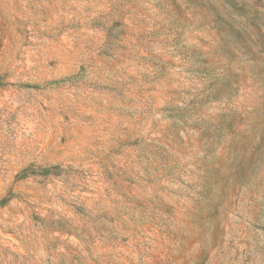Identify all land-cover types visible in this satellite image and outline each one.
<instances>
[{
  "label": "rangeland",
  "instance_id": "rangeland-1",
  "mask_svg": "<svg viewBox=\"0 0 264 264\" xmlns=\"http://www.w3.org/2000/svg\"><path fill=\"white\" fill-rule=\"evenodd\" d=\"M0 264H264V0H0Z\"/></svg>",
  "mask_w": 264,
  "mask_h": 264
}]
</instances>
